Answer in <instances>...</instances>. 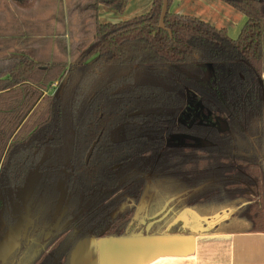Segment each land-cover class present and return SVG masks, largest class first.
I'll return each mask as SVG.
<instances>
[{"label":"trees","instance_id":"trees-1","mask_svg":"<svg viewBox=\"0 0 264 264\" xmlns=\"http://www.w3.org/2000/svg\"><path fill=\"white\" fill-rule=\"evenodd\" d=\"M218 1L246 18L236 39L171 12L159 29L162 0L100 23V7L122 14L129 0H90L88 47L62 32V59L0 58V220L19 230L0 264H70L86 239L153 235L164 211L227 215L204 233H264V0ZM193 233L176 219L163 234Z\"/></svg>","mask_w":264,"mask_h":264},{"label":"rangeland","instance_id":"rangeland-1","mask_svg":"<svg viewBox=\"0 0 264 264\" xmlns=\"http://www.w3.org/2000/svg\"><path fill=\"white\" fill-rule=\"evenodd\" d=\"M89 1L90 0H0V57L22 54L30 56L34 60L44 62L62 59L63 57L59 55L55 44L57 35L62 32L68 37L67 42L69 48L78 43L81 44L82 49L88 47L92 42L93 32L92 15L86 9ZM151 2L152 0H129L122 14L100 7L99 22L117 24L143 15L149 10ZM168 12L193 16L218 29H226L231 39H236L238 37L240 30L246 22L245 16L218 0H170ZM34 29H36L37 32H34ZM31 30H33L35 34L41 33V36H47L46 48H36L34 50L30 47V49L28 48L25 50V46L15 44L17 38H24L27 35L31 36L33 34ZM12 32H14L13 35ZM3 37L5 40L4 43L2 42ZM37 37L38 35H33V41ZM28 42H30V39ZM75 58L76 54L73 56L69 55L67 57V62H72ZM204 69L206 74L205 77L210 79L212 75L208 65L204 66ZM55 88L56 87L51 88L48 93L53 94L56 90ZM202 113L200 109L192 108L191 111L187 113V117L193 115V118H190L189 121L204 120L206 114L203 113L202 115ZM177 138L183 142L187 141V143L191 145L203 144V141L196 138ZM64 198L65 194L62 191L57 207V214H61L63 211ZM166 213L167 212L164 211L159 217L158 224H156L154 228L149 229L151 234L164 233L167 226L176 220L175 214L171 212H169V214ZM184 213L189 216V218L190 216L192 218L188 220L183 217L182 219L183 222L186 223L185 226L188 230H202L209 227L206 219H195L194 214L190 211H185ZM148 218L143 200V203L138 208L136 221L139 223H146ZM215 219L217 218L213 220ZM2 224H0L1 261L5 260L11 251L16 248L19 234L17 227L7 228V230L3 232L2 227H4V225L2 226Z\"/></svg>","mask_w":264,"mask_h":264},{"label":"crops","instance_id":"crops-1","mask_svg":"<svg viewBox=\"0 0 264 264\" xmlns=\"http://www.w3.org/2000/svg\"><path fill=\"white\" fill-rule=\"evenodd\" d=\"M34 32L17 38L15 44L25 46V50L46 48L47 36ZM33 35H38L34 41ZM183 217L192 219L185 213L177 216L184 225ZM215 220L208 221V225ZM205 230L174 236L159 233L141 238L86 239L74 248L70 264H264V233L214 234Z\"/></svg>","mask_w":264,"mask_h":264},{"label":"water","instance_id":"water-1","mask_svg":"<svg viewBox=\"0 0 264 264\" xmlns=\"http://www.w3.org/2000/svg\"><path fill=\"white\" fill-rule=\"evenodd\" d=\"M168 4H169V0H162V7H161V13H160V19H159V25H158V28L159 29H164V20H165V17L168 13ZM221 129L224 131L226 129V125L224 123L221 124ZM99 141V138L92 144V146L90 147V149L88 150L86 156H85V164L88 163V161L90 160L91 156H92V153L97 145ZM227 218V216H221L219 217L217 220L211 222L209 224V227H213L219 223H221L222 221H224L225 219ZM3 222L0 220V224H2ZM4 224H2L3 226ZM3 229V227H2ZM48 235V233H47Z\"/></svg>","mask_w":264,"mask_h":264},{"label":"flooded vegetation","instance_id":"flooded-vegetation-1","mask_svg":"<svg viewBox=\"0 0 264 264\" xmlns=\"http://www.w3.org/2000/svg\"><path fill=\"white\" fill-rule=\"evenodd\" d=\"M189 116H190V115H189ZM189 116H188V117H189ZM190 118H193V115H191L188 119H190ZM191 121H192V120H191Z\"/></svg>","mask_w":264,"mask_h":264},{"label":"built area","instance_id":"built-area-1","mask_svg":"<svg viewBox=\"0 0 264 264\" xmlns=\"http://www.w3.org/2000/svg\"><path fill=\"white\" fill-rule=\"evenodd\" d=\"M53 87H56L55 85Z\"/></svg>","mask_w":264,"mask_h":264}]
</instances>
